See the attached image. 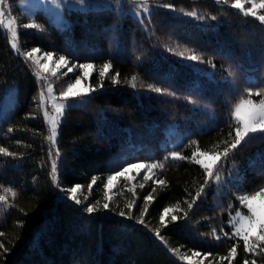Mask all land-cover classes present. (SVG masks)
I'll list each match as a JSON object with an SVG mask.
<instances>
[{"label": "trees", "instance_id": "16d2710c", "mask_svg": "<svg viewBox=\"0 0 264 264\" xmlns=\"http://www.w3.org/2000/svg\"><path fill=\"white\" fill-rule=\"evenodd\" d=\"M7 2L17 21L21 50L38 47L53 52L55 60L64 55L68 67L92 63L85 83L96 91L68 108L59 125L60 156L53 157L57 187L50 175L49 127L37 107L40 83L31 62L10 47L0 27V103L7 88L15 87L14 106L0 116V147L16 154H0V185L17 192L15 198L7 194V206L0 208V232L5 234L0 242L9 249L0 264H191L180 256L192 251L201 253L203 264H229L220 257L233 244L237 256L231 264H243V241L223 233H232L228 221L240 208L238 197L264 187V134L246 139L222 158L214 169L221 181L210 180L189 209L205 181L203 168L191 157L197 147L210 154L223 152L235 135L234 105L248 98L245 89H264V25L215 0H148L150 14L140 19L117 8L70 10L63 27L40 9L27 17L17 0ZM164 3L173 8L159 7ZM189 11L203 19L185 15ZM29 22L40 24L43 31L24 29ZM185 49L191 50L186 56L195 53L204 62L176 55ZM109 62L112 68L101 81L99 72ZM67 73L48 77L58 96L82 74L79 68ZM116 73L120 82L114 84ZM133 76L136 88L131 86ZM172 152L188 159L172 160ZM137 162L164 163L163 169H154V179L165 184L144 183L143 172L129 181L120 178L109 192L110 209L104 210L101 181ZM93 176L98 182L89 191ZM76 184L82 186L80 205L61 191ZM149 193L154 199L144 216L146 227L137 221ZM132 200L129 210L126 205ZM96 201L100 210L89 215L84 208ZM166 207L167 227L159 219ZM120 211L132 218L119 216ZM156 228L166 245L155 237ZM170 249H179V254ZM206 253L211 255L205 258ZM253 258L264 264V255L247 254L249 264Z\"/></svg>", "mask_w": 264, "mask_h": 264}, {"label": "snow or ice", "instance_id": "6c2138e0", "mask_svg": "<svg viewBox=\"0 0 264 264\" xmlns=\"http://www.w3.org/2000/svg\"><path fill=\"white\" fill-rule=\"evenodd\" d=\"M116 4L119 5L121 0H115ZM129 3H137L139 8L143 10L144 13L150 14V7L148 0H128ZM77 3L80 5L85 4V0H77ZM216 4L227 5L231 9H235L244 17H253L255 20L259 21L261 25H264V15L258 14V10L264 9V0H215ZM246 4L250 5V7H246ZM159 7H163L166 9H172L173 5L170 3H164L159 5ZM8 3L7 0H0V27L6 29L8 34V39L10 43V47L20 56H23L25 61L31 62V66L34 70V75L37 77L38 82L41 83V90L39 92V102L37 107L42 110L43 117L47 121L49 125V135L47 140L49 142V152L48 156L51 161V177L54 184L57 183V160L53 157H59L60 152L57 145V136H58V128L62 121L65 111L72 107L71 104L68 103L70 99L75 98H83L85 96L90 95L91 92L96 91L95 88L88 87L87 89L80 90L77 88L78 85L84 81L88 75L89 69H93L94 65L92 63H83V64H73L71 67H68V72H72L75 68H79L81 70V75H77L74 82H70L67 84L66 88L60 92L59 97L54 94L53 84L49 82L47 73L51 72L52 76H56L57 69L66 67L69 64V60L66 56L60 55L58 60L55 61V67L50 69L48 66V61L53 59L54 53L53 52H43L40 48L34 47L30 51L24 52L21 50L19 44V33L17 27V21L15 18L8 19L6 17V11H8ZM183 11V10H182ZM11 13L9 12V15ZM139 15V13H137ZM185 15L196 17L198 19H203L202 16H199L196 11H189L186 12ZM213 20L216 19L215 16L212 17ZM24 29H35L38 31H43V28L40 24L35 22H29L22 25ZM191 50L185 49L184 51L176 52V55L185 57L189 61L200 62L203 63V59L201 56L196 55L195 53L189 54L186 56V53L190 52ZM40 54V55H37ZM211 63V61H209ZM112 68V64L105 63L103 64L99 76L101 81L105 77L108 76L109 70ZM68 73L65 72L63 75H67ZM112 82L114 84L119 83V73H116L114 76L111 77ZM136 77H132L131 86L136 88ZM100 87H103L101 83ZM150 90L162 93L161 88L153 87L152 85L148 86ZM248 98L244 99L241 98L238 103H236L231 111V117L235 121V126L233 131L235 133L234 137L232 138L231 143L225 142L226 147L224 148L223 152H215L212 154L211 163H205L202 157L208 156V152H203L196 148L195 151L192 153V161L200 165L205 173V181L204 184L201 185L199 191L196 193V197L193 198L192 203L188 204V208L191 209L193 204H195L196 199L201 196L204 192L205 186L209 183L210 180H213L218 184L221 181V176L219 172H214V169L217 167L221 159H226L230 152L236 150L242 142H245L246 139H251L255 137V134L260 133L264 134V89H258L257 91L253 92L251 88L245 89ZM253 95L257 97H261L258 101L253 100ZM36 99V98H34ZM49 104L51 105V111L48 110ZM12 131V129H9ZM229 136L232 137L233 133L229 132ZM19 143V142H17ZM195 143V141L193 142ZM0 154L4 156H15V153L9 152L6 148L0 147ZM170 158L172 160H184L188 159L187 157L181 155L179 152H172L170 153ZM166 160L168 157L165 158ZM164 168V163L157 162V163H146V162H137V163H129L119 168V170L114 171L112 174H109L106 177V182H103V186L106 189L104 193V200L102 208L104 210L110 209V202L112 197L109 195V192L115 186L114 182L119 181L120 178H124L125 181H129L131 179H135V177H129L128 173L136 169L137 175L140 174L142 170L143 181L144 183L148 181H152L153 183H158L160 185L165 184L164 180H155L154 179V169ZM152 173V175H149ZM97 177L93 176L91 182L88 184V190L91 191L93 185L97 184ZM144 183H140L139 187L143 188ZM0 188L3 189V194H0V208L7 206V194H10L13 198L16 197L17 192L14 191L12 188H4L3 185H0ZM82 190V186L80 184H76L70 188H62V192L67 193V199L74 202L76 205L82 204V200L78 198L77 194L80 193ZM128 190L133 193L135 196L134 187H129ZM155 188H153V192ZM154 199L151 193L144 197L145 206L143 207L140 218L138 219L137 223L141 225H146L144 220V216L148 212V204ZM84 200H87V196L84 197ZM240 208L235 211L234 215L229 216L228 223L232 227V233L224 232V236L228 237L229 239L237 238L238 240L243 241V249L246 254L245 259L243 260V264H249V260L247 259V254H252L253 257L264 255V207H260L257 205V201H264V187H261L258 191H255L252 195H242L238 197ZM135 204V200L130 201L126 207L131 210L133 205ZM100 205V201H96L94 204H88L84 211L89 215L96 213L100 210L98 207ZM169 208H164L162 214L160 215V222L165 227H167V223L165 222V216L169 213ZM119 216L131 219L130 212L126 214L124 211H120L118 213ZM187 213H185V216ZM177 216H172V221H176ZM258 230V231H257ZM155 237L160 240L162 243L166 245V241L164 237L161 235L160 229L156 228L153 230ZM223 231V229L221 230ZM5 234L0 232V236H4ZM213 235L216 240H220L221 237L215 234V230H213ZM0 256L8 253L9 249L4 246L2 242H0ZM171 252L174 254H179V249H170ZM201 253L198 251H192L191 256L183 255L180 256L181 260H188L191 261L195 257L200 256ZM211 253L204 254L205 258L210 256ZM237 256V244H233L230 248L227 256L220 257V260H227L229 264L231 261L235 259ZM197 264H203V260L198 261ZM211 264V262H210ZM251 264H256V259L253 258Z\"/></svg>", "mask_w": 264, "mask_h": 264}, {"label": "rangeland", "instance_id": "374dc122", "mask_svg": "<svg viewBox=\"0 0 264 264\" xmlns=\"http://www.w3.org/2000/svg\"><path fill=\"white\" fill-rule=\"evenodd\" d=\"M17 5H18L21 13L27 17H32L36 10H39V9L42 10L51 22L55 23L56 25H58L60 27L67 25L68 21H67L66 12H68L70 10L85 11L88 9L117 8L119 10L130 13L131 15H133L134 17H136L138 19H140L143 15H147V13H144L143 10L141 8H139L137 3H135V2L129 3L128 0H121V3L119 5L116 4L115 0H85L84 5H80L79 3H77V0H17ZM149 7L151 10L150 5H149ZM246 7H250V5L246 4ZM9 12L10 11L8 8V11H6V14H5L6 17L8 19L14 18V16L12 14L9 15ZM137 13H139V15H137ZM258 14L264 15V9L258 10ZM5 31H6V29H5ZM6 33H7V31H6ZM37 55H40V54H37ZM55 61L56 60L53 58L52 60L47 62L50 69L55 67ZM65 72H68V66L57 69V73L63 74ZM88 72H90V69L88 70ZM47 75H48V77L52 76L51 72L47 73ZM56 76L59 77V75H56ZM56 76H52V77L56 78ZM71 82H74V81L72 80ZM39 83H40V90H41V83L42 82H39ZM66 86L63 88V90L66 88ZM77 88L80 90L87 89L88 86L86 85L85 80L82 81L81 84L77 86ZM63 90H61V91H63ZM14 92H15L14 86L7 88V90L5 91V93L1 99V103H0V116L1 117L7 116L10 109L14 106V97H13ZM56 96L59 97L58 95H56ZM85 97H83L82 99L81 98L70 99L68 101V103L71 105L81 104L82 100ZM48 110L51 111V105L50 104L48 106ZM48 127H49V125H48ZM211 157H212V154L209 153L208 156L202 157L201 159H203V161L205 163H211ZM142 172L143 171L141 170L140 173H142ZM128 176H130V177L137 176V170L136 169L131 170L128 173ZM116 182H114V185H116ZM257 205L260 207H264V201H257ZM234 214H235V212L232 213L231 215H234ZM201 260L204 261V258L201 256H198V257H195L191 261H188V260H185V261L188 263H191V264H197V262L201 261Z\"/></svg>", "mask_w": 264, "mask_h": 264}]
</instances>
